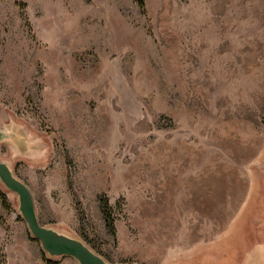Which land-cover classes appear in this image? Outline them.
I'll use <instances>...</instances> for the list:
<instances>
[{"label":"rangeland","instance_id":"374dc122","mask_svg":"<svg viewBox=\"0 0 264 264\" xmlns=\"http://www.w3.org/2000/svg\"><path fill=\"white\" fill-rule=\"evenodd\" d=\"M143 1L0 0V160L111 264H264V18ZM0 264H78L1 182Z\"/></svg>","mask_w":264,"mask_h":264},{"label":"water","instance_id":"95a60500","mask_svg":"<svg viewBox=\"0 0 264 264\" xmlns=\"http://www.w3.org/2000/svg\"><path fill=\"white\" fill-rule=\"evenodd\" d=\"M14 137L17 138L18 135L12 129L0 128V142ZM0 182L7 190L16 194L18 211L26 223L30 236L39 242L41 249L49 256H69L78 264H111L82 239L40 223L29 187L2 160H0Z\"/></svg>","mask_w":264,"mask_h":264},{"label":"crops","instance_id":"0c3cea01","mask_svg":"<svg viewBox=\"0 0 264 264\" xmlns=\"http://www.w3.org/2000/svg\"><path fill=\"white\" fill-rule=\"evenodd\" d=\"M252 3L255 11L258 12V15H260L259 20L264 18V0H254Z\"/></svg>","mask_w":264,"mask_h":264},{"label":"trees","instance_id":"16d2710c","mask_svg":"<svg viewBox=\"0 0 264 264\" xmlns=\"http://www.w3.org/2000/svg\"><path fill=\"white\" fill-rule=\"evenodd\" d=\"M136 2L138 3V5L140 7H143V5H144V1L143 0H136ZM2 198H3V196H2ZM46 262L49 263V261H46Z\"/></svg>","mask_w":264,"mask_h":264}]
</instances>
